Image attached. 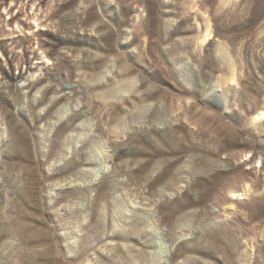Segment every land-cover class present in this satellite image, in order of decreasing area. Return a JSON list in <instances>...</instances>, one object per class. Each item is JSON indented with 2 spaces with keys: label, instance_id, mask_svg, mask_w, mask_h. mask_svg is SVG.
Instances as JSON below:
<instances>
[{
  "label": "rangeland",
  "instance_id": "1",
  "mask_svg": "<svg viewBox=\"0 0 264 264\" xmlns=\"http://www.w3.org/2000/svg\"><path fill=\"white\" fill-rule=\"evenodd\" d=\"M0 264H264V0H0Z\"/></svg>",
  "mask_w": 264,
  "mask_h": 264
},
{
  "label": "bare ground",
  "instance_id": "2",
  "mask_svg": "<svg viewBox=\"0 0 264 264\" xmlns=\"http://www.w3.org/2000/svg\"><path fill=\"white\" fill-rule=\"evenodd\" d=\"M6 153V152H5Z\"/></svg>",
  "mask_w": 264,
  "mask_h": 264
}]
</instances>
